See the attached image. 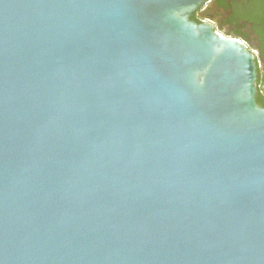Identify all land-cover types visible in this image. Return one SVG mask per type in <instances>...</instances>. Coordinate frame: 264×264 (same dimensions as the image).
<instances>
[{"label": "water", "instance_id": "obj_1", "mask_svg": "<svg viewBox=\"0 0 264 264\" xmlns=\"http://www.w3.org/2000/svg\"><path fill=\"white\" fill-rule=\"evenodd\" d=\"M208 1L0 0V264H264L259 52Z\"/></svg>", "mask_w": 264, "mask_h": 264}, {"label": "flooded vegetation", "instance_id": "obj_2", "mask_svg": "<svg viewBox=\"0 0 264 264\" xmlns=\"http://www.w3.org/2000/svg\"><path fill=\"white\" fill-rule=\"evenodd\" d=\"M251 0H209L203 7L194 12L192 20L196 23L208 22L216 30L227 32L243 40L249 50L258 51L256 58V84L264 85V53L261 50L259 36L253 23L242 20L238 16L250 6ZM259 60L263 61V66Z\"/></svg>", "mask_w": 264, "mask_h": 264}, {"label": "trees", "instance_id": "obj_3", "mask_svg": "<svg viewBox=\"0 0 264 264\" xmlns=\"http://www.w3.org/2000/svg\"><path fill=\"white\" fill-rule=\"evenodd\" d=\"M242 20L253 23L256 28V34L259 36L261 50L264 53V0H251L249 8L238 16ZM256 102L264 108V95L257 84Z\"/></svg>", "mask_w": 264, "mask_h": 264}, {"label": "built area", "instance_id": "obj_4", "mask_svg": "<svg viewBox=\"0 0 264 264\" xmlns=\"http://www.w3.org/2000/svg\"><path fill=\"white\" fill-rule=\"evenodd\" d=\"M237 41H238V42H241V43H244V41H242L241 39H238Z\"/></svg>", "mask_w": 264, "mask_h": 264}]
</instances>
